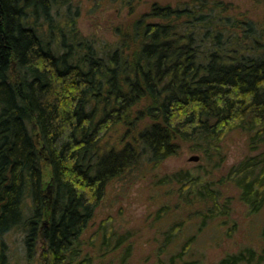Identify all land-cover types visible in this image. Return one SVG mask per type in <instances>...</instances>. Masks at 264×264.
<instances>
[{"label": "trees", "instance_id": "trees-1", "mask_svg": "<svg viewBox=\"0 0 264 264\" xmlns=\"http://www.w3.org/2000/svg\"><path fill=\"white\" fill-rule=\"evenodd\" d=\"M71 4L0 0V264H12L8 238L19 231L26 264H91L82 236L112 181L157 169L182 143L221 168L223 142L240 132L251 154L218 182L182 170L158 183L176 186L197 230L183 240L173 222L157 264H205L194 242L232 214L223 188L264 213V18L223 0L154 2L99 44L81 35ZM100 231L109 251L125 242ZM260 239L210 264H264V220Z\"/></svg>", "mask_w": 264, "mask_h": 264}, {"label": "rangeland", "instance_id": "rangeland-1", "mask_svg": "<svg viewBox=\"0 0 264 264\" xmlns=\"http://www.w3.org/2000/svg\"><path fill=\"white\" fill-rule=\"evenodd\" d=\"M184 1L187 0H138L134 8L124 5L120 0H71V5L73 10L80 8L77 27L82 36L99 44H113L117 40L116 28L147 12L154 2L176 6ZM223 1L233 4L236 14L243 13L254 20L264 18V0ZM249 154L251 152L245 135L234 132L223 142L222 155L225 159L221 168H214L213 162L191 149L190 143H182L179 155L168 158L157 169L144 174L131 171L112 181L104 201L82 236V247L84 253L89 254L91 264H119L129 245L132 246V253L127 264H157L156 250L163 241L162 233L173 222L180 220L184 223L181 235L183 240L196 234L197 230L195 223L191 222L193 211L186 207L183 203L185 201L179 202L176 186L169 188L168 185L158 183L166 175L182 170L190 171L195 177L218 182L231 166ZM196 156L199 157L197 161L190 160ZM222 191L225 197H232V214L222 221L210 223L194 242L195 253L205 257V264L217 262L226 254L243 247L257 248L261 245L260 228L264 213H249L246 206L239 202V192L235 187L227 186ZM179 203L182 208L176 207ZM163 208H169L170 213L158 220V212ZM107 226L115 231L116 242L122 236L126 237L125 242L116 250L109 251L100 244V230ZM22 240L21 231L14 232L8 238L12 264H26ZM34 264L42 263L36 260Z\"/></svg>", "mask_w": 264, "mask_h": 264}, {"label": "water", "instance_id": "water-1", "mask_svg": "<svg viewBox=\"0 0 264 264\" xmlns=\"http://www.w3.org/2000/svg\"><path fill=\"white\" fill-rule=\"evenodd\" d=\"M199 159V157H192L190 160H195V161H197Z\"/></svg>", "mask_w": 264, "mask_h": 264}]
</instances>
